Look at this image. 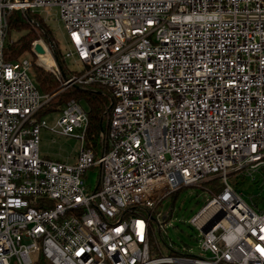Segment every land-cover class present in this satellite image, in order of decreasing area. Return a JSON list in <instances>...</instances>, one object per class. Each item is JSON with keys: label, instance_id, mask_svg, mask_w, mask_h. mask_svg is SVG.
Instances as JSON below:
<instances>
[{"label": "built area", "instance_id": "built-area-1", "mask_svg": "<svg viewBox=\"0 0 264 264\" xmlns=\"http://www.w3.org/2000/svg\"><path fill=\"white\" fill-rule=\"evenodd\" d=\"M43 7L82 65L61 90L110 93L97 157L81 101L48 126L31 58H4L6 14ZM42 128L78 139L74 163L39 156ZM263 171L264 0H0V264H264V209L228 181ZM213 179L190 220L204 254L161 245L155 207Z\"/></svg>", "mask_w": 264, "mask_h": 264}, {"label": "rangeland", "instance_id": "rangeland-1", "mask_svg": "<svg viewBox=\"0 0 264 264\" xmlns=\"http://www.w3.org/2000/svg\"><path fill=\"white\" fill-rule=\"evenodd\" d=\"M33 12L43 17L53 32L59 48L62 51L68 50L70 45L63 23L59 19L58 9L43 7L36 8ZM17 36V33H12L10 38L15 39ZM35 41L40 43L52 58V62L43 60L40 65L38 56L35 64L49 71L54 70L55 67L60 70L49 46L40 37ZM66 67L75 72L82 70V65L80 63H74L72 59L66 60ZM81 104L85 109L88 108L84 100L81 101ZM57 117L58 112H51L44 115L43 120L48 126H53ZM39 138L38 151L41 158L58 160L68 164L75 162L80 146L78 139L72 136L56 134L44 128L41 129ZM98 176L99 169L97 167L89 168L83 176L86 186L93 189L97 184ZM253 176L255 177L254 179L251 176H235L234 174H230L228 181L237 192L242 194L243 199L248 204L253 203L256 210H263L264 179L258 173H254ZM211 188L212 185L206 183L182 188L173 195L165 197L155 207L156 212L166 213L168 210L170 211V215L161 222L160 233L157 232V222H152V226L156 230L157 240L161 245L165 241L166 243H171L176 248H182L188 251L189 254H204L200 250L202 233L191 224L190 220L211 196L209 192Z\"/></svg>", "mask_w": 264, "mask_h": 264}, {"label": "trees", "instance_id": "trees-1", "mask_svg": "<svg viewBox=\"0 0 264 264\" xmlns=\"http://www.w3.org/2000/svg\"><path fill=\"white\" fill-rule=\"evenodd\" d=\"M6 20L7 31L3 50L5 60L15 61L25 55L30 57L36 88L40 94L50 98L39 110L38 117L51 112H60L70 99L84 100L88 106L86 110L89 120L85 133V147L90 149L95 157L99 156L102 147L101 134L106 127L105 111L111 103L108 89L100 84L90 83L82 87L73 86L61 90L62 80L78 74V72L66 67L64 51L59 48L53 32L43 17L36 12L26 11L22 13L19 10H11L6 14ZM12 33H17L18 36L15 39H11ZM39 37L51 49L52 55L60 68V75L35 64L37 56L32 52L31 48L32 43ZM205 183L212 185L209 190L213 192H219L223 188L216 179ZM167 212L170 214L169 210Z\"/></svg>", "mask_w": 264, "mask_h": 264}, {"label": "water", "instance_id": "water-1", "mask_svg": "<svg viewBox=\"0 0 264 264\" xmlns=\"http://www.w3.org/2000/svg\"><path fill=\"white\" fill-rule=\"evenodd\" d=\"M32 52L38 57L39 54L45 53V49L43 48V46L40 43L36 42L34 44ZM162 219H163V216H162Z\"/></svg>", "mask_w": 264, "mask_h": 264}, {"label": "bare ground", "instance_id": "bare-ground-1", "mask_svg": "<svg viewBox=\"0 0 264 264\" xmlns=\"http://www.w3.org/2000/svg\"><path fill=\"white\" fill-rule=\"evenodd\" d=\"M39 56V64L40 63H42L43 62V60H45V61H50V62H52V58H51V56L49 55V53L48 52H46L45 51V53L44 54H39L38 55ZM41 65V64H40Z\"/></svg>", "mask_w": 264, "mask_h": 264}]
</instances>
